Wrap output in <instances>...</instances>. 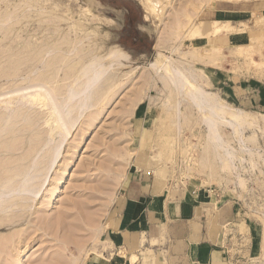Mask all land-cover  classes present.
<instances>
[{
	"label": "rangeland",
	"instance_id": "rangeland-1",
	"mask_svg": "<svg viewBox=\"0 0 264 264\" xmlns=\"http://www.w3.org/2000/svg\"><path fill=\"white\" fill-rule=\"evenodd\" d=\"M127 1L0 0V182L40 179L30 189L18 185L21 195L0 194L2 200L15 193L14 204L0 209V264L96 263L108 251L116 196L133 176L164 187L167 205L206 193L198 202L222 208L213 244L228 264H264V0H132L137 12ZM126 9L142 17L136 30ZM162 32L165 41L156 46ZM136 34L142 45L129 42ZM117 48L127 55L113 56ZM166 56L203 89L248 113L241 137L229 126L220 129L235 153L234 168L214 154L184 91L149 68ZM92 60L107 69L96 103L60 137L51 125L57 118L46 115L56 106L64 115L58 104L66 87ZM8 98H19L11 111L2 105ZM21 100L29 101L26 108ZM44 129L54 144L42 145ZM50 151L52 158L45 156Z\"/></svg>",
	"mask_w": 264,
	"mask_h": 264
},
{
	"label": "crops",
	"instance_id": "crops-1",
	"mask_svg": "<svg viewBox=\"0 0 264 264\" xmlns=\"http://www.w3.org/2000/svg\"><path fill=\"white\" fill-rule=\"evenodd\" d=\"M122 186L107 232L108 251L89 264H228L222 247L213 244L222 208L198 202L206 199V193L202 197L193 191L192 200L178 197L167 205L160 196L164 187L150 178L128 177ZM154 202L163 205L155 208Z\"/></svg>",
	"mask_w": 264,
	"mask_h": 264
},
{
	"label": "bare ground",
	"instance_id": "bare-ground-1",
	"mask_svg": "<svg viewBox=\"0 0 264 264\" xmlns=\"http://www.w3.org/2000/svg\"><path fill=\"white\" fill-rule=\"evenodd\" d=\"M149 8H152V7H149ZM148 13L150 14V12H148ZM151 13H153V12H151ZM178 25H179V23L177 22L176 23V26H178ZM173 28H175L174 30H176V27L173 26ZM171 30H172V28H171ZM163 31H165V30H163ZM194 31H195V29H194ZM207 32H210V31H207ZM169 33H171V31ZM169 33H168V35H169ZM163 35L164 34L162 32V34L160 35L159 39L155 43L156 46H160V41H162V39L164 38ZM166 35H167V33H166ZM165 38H164V41H165ZM161 43H163V42H161ZM116 50H118V51H116L115 54L113 53L112 54L113 56L116 55V54H118V56H126L127 55V54H125V52L123 50H119V48H117ZM158 54H161V53L158 52ZM96 63H97L96 60L90 61V63L88 65H86L78 73L77 78L80 79V80L78 82H76V80H73L66 87V90L65 91L63 90L64 91V101H63L64 102L63 103L64 105H61V103H59L58 105L62 106L61 109L64 106V109H63L64 110V115H63V113L61 115V113L57 109L59 107H57V106H56V108L54 107L55 110L52 109L53 112H54V114H52L53 113L52 110H50L52 113L51 112L48 113L49 112L48 111L49 108L51 109V107L53 105L51 107H47L48 109H46V111H48V112H46V113H48V115H46V116L53 115L52 119L57 118V120H56L57 122L54 121L53 123H51V125H54V124L57 125L56 128H54V127L53 128L56 129L57 131L63 133V134L62 133L59 134L60 137H61V135H63L64 138H65L68 135V133L70 132L72 126L74 125V123L76 122V120L78 119V117H80L82 115L83 111L86 108L91 107L92 105L94 106L95 103H96V99L94 97H95L96 92H97L96 91L97 90V87H98L97 83H98V80H99L100 76L102 74H104L105 71L107 70L106 68H102V67L96 68L97 67L96 66L97 65ZM148 64H149V68H152V70H154V72L159 73V74L161 73L160 76L165 80L166 84L171 85L177 91L178 94H181V92L184 91V94L190 100L191 104H193L198 109V111L201 113V114L200 113L199 114L202 116V120H203V122L206 125L205 127H207V138H208V140H209V142H210V144L212 146V150L214 151V154H216L218 156L217 158L221 161V163H222V165L224 167H226V168L228 167L229 168V167L232 166V168H234L233 165H232V160L235 157V153L228 146V144H225V141L222 138L220 129H221V127L223 125L224 126H229L230 128L233 129V132L235 134H237L239 137H241V128L247 122L250 123V121L248 119L249 118L248 113H246L245 111H242L240 109H237V108H231V107H229L227 104H225L224 102H222V100L217 95H214L211 92L206 91L205 89H203L197 83V81H196V78H197V80H199L198 77H196L192 73H189L185 68L179 66L180 64L178 65L177 63H174L173 59L170 56H166L163 59H156L155 61H150ZM38 84H37V86H39ZM42 87L43 86H40L38 90H41ZM35 89L32 88V87H28L27 88V91H28L27 93H31V95H33V96L34 95L35 96H38V94H39L38 92H37L38 93L37 95H36V93H34ZM43 91H45V90H43ZM19 93H21V92L19 91ZM22 93H21V97H22ZM23 94L25 95L26 93L24 92ZM23 97L25 98V96H23ZM23 97L21 99H24ZM11 98H13V97H11ZM8 100L9 101H7V99H6L5 100V103L3 102V104H2V105H6V106H4V110H5V108H7V109L9 108L8 110H10V108H14L15 105H16L15 101H17V100H13L11 102H10L11 99L8 98ZM27 100H30V99H27ZM28 102L29 101H24V100L22 101L21 100L20 104H18V105H21V106H23V107L26 108L27 106H25V104L28 103ZM33 103H34V101L32 103H30V105L33 104ZM21 106H20V108H21ZM17 108H18V106H17ZM22 110H24V109H22ZM22 112L25 113V111H22ZM75 112H76V114H73ZM4 115H6V113ZM74 115H76V117H72ZM15 116H17V115H15ZM4 118H6V117H4ZM16 119L18 120V118H16ZM202 120H201V122H202ZM20 121H21V117H20ZM1 128H2V126H1ZM53 128H52V130H53ZM42 131H43V129H42ZM44 132L47 133L48 138H45L44 137L45 140L42 143V145L49 144V142L53 141V139H56V137L54 138V136H52V134H51L52 132L50 133L49 129H47V131H46V129H44ZM46 133H44V134H46ZM56 133H58V132H56ZM59 135H58V137H59ZM42 136H46V135H42ZM42 139H43V137H42ZM53 142H55V140ZM53 142H51V143H53ZM53 144H52V148L55 147ZM13 146H15V145L13 144ZM5 148H7V147H5ZM242 148H245V147L243 146ZM40 149H41V145H40ZM40 149H37V150H40ZM36 153L37 152L35 150V153L34 154H36ZM54 155H55V152H53V151L51 152L50 151L48 153V155H45V156H48V158H52ZM32 156H33V154H32ZM30 158L32 159L33 157H30ZM14 160H16V159H14ZM30 162H31V160H30ZM23 171H24V169H23ZM25 173L27 174L28 172H25ZM18 174L19 173L17 172L16 174H14V176L16 175L15 177H17V176H19ZM37 177L38 176H35L34 179H36ZM11 180H12V178L10 177L8 180H5V181L3 180V181L0 182V194H2V196H3V194L6 195V194H9L11 192H15L16 194L18 192L19 193L21 192L20 191L21 189H17V188H18V185H21V183H23L22 181H24V180H22V181L20 180L21 183H17V181L13 183V182H11ZM39 180L40 179H38V181ZM34 181H37V180H34ZM38 181H37V183L36 182L34 183V182H31V181H27L26 182V180H25L26 183H23V186L30 189V188L35 187L36 185L40 184ZM15 193H13L14 195H11L10 194L11 196L9 195V197L5 196V198H3L2 200H0V209L3 208V206H2L3 204H4V206H7V207H10L12 204H14L13 202H14V199H15V197H14L15 196ZM19 195H21V194H19ZM16 198H18V196ZM19 203H20V201H19ZM82 250H83V247L82 248L80 247L79 248V251L81 252ZM122 255H124V254H122ZM130 259H131V262H133L134 259H135V255L131 256Z\"/></svg>",
	"mask_w": 264,
	"mask_h": 264
},
{
	"label": "trees",
	"instance_id": "trees-1",
	"mask_svg": "<svg viewBox=\"0 0 264 264\" xmlns=\"http://www.w3.org/2000/svg\"><path fill=\"white\" fill-rule=\"evenodd\" d=\"M118 4V3H117ZM117 4L115 5V6H117ZM127 4H129L130 6H132V8H134L135 10H136V12L138 11V9L140 8V5H138L136 2H134V1H132V0H129V1H127ZM123 8V7H122ZM127 10V9H126ZM132 12H134V10L132 9L131 10ZM131 11H129V10H127V13H126V19H127V21H131L132 22V24H133V26H134V28L133 29H135V24L136 23H138V22H142V17H141V15H140V13L138 14L139 16L138 17H136V20L134 19V17H131V16H129V14H130V12ZM136 30V29H135ZM138 32V31H137ZM128 40H129V42L130 43H132L133 45H135V46H137L136 44H140V45H142L143 43H142V40L140 39V36H137V34L135 35V36H130L129 38H128ZM121 43V42H120ZM127 43V42H126ZM124 47L126 46L125 45V43H121ZM136 49H140V51H141V48H137V47H135Z\"/></svg>",
	"mask_w": 264,
	"mask_h": 264
}]
</instances>
